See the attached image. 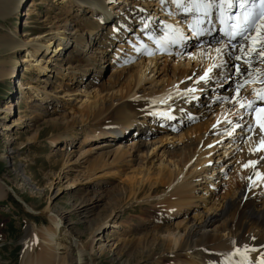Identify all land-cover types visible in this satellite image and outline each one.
<instances>
[{
  "label": "bare ground",
  "instance_id": "6f19581e",
  "mask_svg": "<svg viewBox=\"0 0 264 264\" xmlns=\"http://www.w3.org/2000/svg\"><path fill=\"white\" fill-rule=\"evenodd\" d=\"M120 1L122 0H117L119 3ZM110 2L114 1L63 0L61 3H67L69 8L76 7L75 11L77 13L81 11V15L88 13V11L91 14L87 17L80 16L76 20L64 21L60 27L53 29V34L41 32L36 35V39H26L24 42L18 40L12 32L8 31L0 36V47L7 49L9 52L7 56L10 57L12 53L17 51V48L23 49L28 46L25 50L31 49L28 54L34 60L29 59L30 66L26 67V71L35 70L41 77L44 76L43 72L50 70L48 67L50 65L47 66V64L56 66V63L60 62V71L55 70L56 77L54 80L58 81L64 78V83H61L64 87H69L67 82L77 83L76 85L81 83L80 80V82H77L76 78L79 72H75V69L80 72L96 71L100 73L102 66H104L101 61L105 60L106 53L111 54L108 65L112 64L120 55L121 59L118 60V64L124 66L120 73L124 76L123 81L125 84L122 89H125V93L123 95L121 93L120 98H117L112 92L110 93V90H113L112 82L115 81L116 76L120 75L110 74L108 80L102 82L99 87L100 91H106L105 99L99 100L98 106L93 107V109H83L77 118L74 117L76 119L72 118L68 122V126L72 127L79 122L85 139L88 137L98 139L101 136H107L106 139H108L96 144L95 149L87 150L80 156L81 160L84 159L81 165L84 166L82 168L86 173L85 178L92 177L95 171L104 169L109 165H114L116 168H119L120 165L127 166L129 163L136 161L135 159H138L139 156L137 154L140 153L142 155L140 158L148 159L150 148L154 147L151 149L156 151L155 146H157L160 139H178L182 143H184L183 140H186L187 144L183 148V152L178 155V160L173 165L176 168L173 170L169 165H162L163 169L160 168L159 174L155 173L158 175H155L156 178L150 183L147 178L149 172L144 169L142 180L140 178L138 181L141 182V185L140 187L137 185L136 188V177V181H134L130 175L128 179L132 182V185L129 184L131 185L129 196L132 195L131 197L135 202L144 203V205L155 204V208L168 205L172 212L181 213L184 211L187 217L190 212L192 213L195 210L194 215L190 216L185 228L182 229L184 235L174 237L173 244L169 248L171 251L174 249L173 253L185 252L192 260V264H264V109H256V99L252 93L254 78L264 74V55L261 54L264 52V19L252 35L241 40L237 45L228 46L226 51L224 50L223 54L226 53L224 60H222L220 53L225 45L220 42L217 34H211L206 37L207 41L204 45L200 47L192 45L191 49H187L188 51L185 48L184 57L178 56L180 58L178 62L173 63V66L168 68L166 67L168 61H173L176 53L181 52L178 49H173L175 55L159 56L160 53L156 49L146 51L139 45L132 43V39L137 41L134 34L132 39L124 41V34L130 32V27L133 24L137 25V32L139 31L138 34L142 38L146 30L155 37L165 35L169 24L163 22V18L170 19V14L163 7V2L166 1L138 0L133 6L128 7V5H125L127 11L121 7H112L109 5ZM20 3L21 0H0V17L6 19L15 16ZM119 10H123V12L119 13ZM158 19H160V23H158ZM177 22V20L173 22V26L179 27L185 32L186 17L181 16L182 26L177 25ZM72 24L74 25L72 26ZM171 28L174 29L172 26ZM72 29L74 32H71V35L73 36H70L69 30ZM23 35L26 38L27 35L30 38L32 36L29 33ZM128 36L131 37L132 34L129 33ZM114 39L121 42L115 44ZM122 41L124 44L126 43L125 49L128 53L121 54L122 47H124V44H121ZM55 43L57 45L53 50L54 54L48 57L44 64L38 65L36 63L38 62L37 54L40 51H49ZM71 44H73L71 53L76 55L73 57L79 63L77 67L72 66L70 59L65 60L66 64L63 63V59H60V52L66 50ZM91 52L92 55H90ZM49 53H52V51ZM127 55L130 57L128 58ZM237 57H240V59H237ZM161 59H163L162 63L165 67L164 65L162 67L158 66ZM136 60H140L139 63ZM20 62L25 63L26 60L21 59ZM127 65L130 67L126 68ZM169 69H172L173 74L168 79L165 78L167 75L164 72H168ZM65 70H70L67 72L66 77H64ZM1 71L2 76H8L10 73L6 68L1 69ZM145 72V76L157 72V77L162 75V78L167 80L162 83L163 80L158 87L145 89L143 86L147 80L144 76ZM206 73L207 76H205ZM215 76H219L221 79L225 78V81L222 84H215ZM189 77L192 82H195L185 84L181 88L180 85ZM201 77H205V79H201ZM154 79L150 82L151 85L153 82L158 83ZM42 81L46 80L43 79ZM189 85L193 86L189 87ZM200 86L203 88L199 89ZM29 90H33L32 95L35 98L37 97L36 101L49 103V93L44 86L40 88L37 85L30 87ZM124 98L128 100L125 102ZM217 98L227 102L222 103L221 106L214 105L213 103L217 102ZM228 100L230 101L228 102ZM237 100L239 101L238 107L228 114V107ZM32 101L34 102L35 99H32L31 103ZM11 107L5 108V116L11 113ZM34 108L42 110L39 105ZM214 110L217 111L216 119L222 118L225 119L224 122L230 121L227 126L228 130L235 128L234 137L239 133V137L236 138L235 142L231 137L226 143L231 150L230 152L225 149L224 152L217 154L223 149L220 147L221 144H224L223 139L227 135L211 137V135H216L218 130L224 128L223 124L217 126L220 121L214 124L213 130H209V126H207L205 131H201L200 127L202 126H192L196 119L202 116L207 117ZM32 112H34V115L28 118L29 121L34 120L36 116L38 118L39 114L36 111ZM147 122L155 124L154 131L144 136L147 132L141 131V128L148 125ZM49 123L59 124L58 120L49 121ZM135 123L137 129L135 128L132 131L135 133V138H131L133 143L113 147L112 141L109 140H114V137L115 139L126 137V134L130 133V129L135 126ZM158 123H163L165 126L161 129L158 127ZM4 127L6 128V125ZM149 127L152 128L153 126ZM68 128L63 135H51L49 142L53 145L58 139L62 138L63 140H58L59 143L63 142L70 145L74 133L71 131L73 128ZM225 129L224 131H226ZM158 133H161L162 136L155 138L154 136ZM130 134L129 137L133 133ZM191 137H200V140L206 139L203 140L206 152L202 149L205 153L199 151V145L195 146L191 143ZM211 141L213 144L210 145L209 142ZM216 141L218 147L214 145ZM85 153H88L87 156H84ZM228 154L230 159L224 161ZM63 157L65 158H63L62 167L68 168L73 165L74 168L80 166L79 158L73 161L74 156L71 150ZM109 157L113 158L111 162H108ZM221 162L224 164L218 167L217 165ZM139 163L142 162L138 161L137 164ZM53 166H57V163ZM232 166L235 171L238 170L235 172L239 173L238 177H242L240 178L242 184L238 179H235L237 177L231 180L226 178L229 181L228 185L235 186L236 183L239 185L234 187L231 195L229 194L230 196L227 197L226 195V198L223 197L224 199L221 201L212 202L211 200L215 194L214 188H222L226 184V182H223L225 180L223 178L226 177H224V174L228 173ZM148 183L150 186L156 184L164 187V189L159 195L155 193L156 195L152 196L154 193H150L144 195L140 200H138L139 197H134L137 190ZM202 184H204V187H202ZM7 188V184L0 179V199L8 197ZM10 191L15 194L13 189ZM15 198L22 200L19 196ZM152 205L149 208H152ZM119 207L122 208V206ZM198 209L202 210L199 211ZM26 210L30 213H36L29 205H27ZM188 211L190 212L187 214ZM41 213L48 218V224L43 225L46 226L44 231H38L39 234L34 236L36 241H40V247L35 253L33 240L27 241L31 233H35V228L27 230L28 234L23 242L21 264H84V257L88 258L89 264H93V256L102 254L105 251L106 244L104 243L98 246L97 253L96 251L89 252L86 250L82 243L63 227L64 223L61 219L52 214L49 206L45 207ZM112 213L107 214L105 222ZM219 221L220 223L217 224ZM102 226L96 230L94 229L92 236L95 233H101V229L105 228ZM127 228L130 229V226H127ZM168 230L170 231V229ZM168 236L171 235L168 234ZM111 245L113 246V244Z\"/></svg>",
  "mask_w": 264,
  "mask_h": 264
},
{
  "label": "rangeland",
  "instance_id": "374dc122",
  "mask_svg": "<svg viewBox=\"0 0 264 264\" xmlns=\"http://www.w3.org/2000/svg\"><path fill=\"white\" fill-rule=\"evenodd\" d=\"M61 1L63 0H21L18 12L15 16L7 17L6 19L0 17V36L9 31L12 32L18 40L24 42L26 39H36V35L41 32L53 34V29L60 27L64 21L76 20L77 18L79 19L80 16L87 17L91 14L88 11V13L81 15V11L78 13L75 11L77 9L76 7L69 8L67 3H61ZM113 1L114 2H110L109 5L114 8L116 6L126 10L127 7L125 8V5H128V7L133 6L138 0H122L120 3L117 2V0ZM150 9L149 11L151 12ZM123 10H119V13H122ZM74 16L77 17L75 18ZM158 23H160V21ZM73 25L74 24H72V26ZM136 27L137 25L135 24L130 27V32L128 31L124 34V41L130 40L133 34L135 35L137 32ZM71 32H74L73 29L69 30L70 36H73ZM25 33L31 34V38L28 37V35L26 38V36L23 35ZM129 33L132 34L131 37L128 36ZM137 33H139V31ZM119 42L121 41L114 39L115 44ZM121 44H124V42L122 41ZM56 45L57 43L47 52L40 51L37 54L38 62L36 63H38V65L44 64V61L54 54L53 50ZM125 45L126 43L124 47H122L121 54L128 53L127 49H125ZM71 46L73 47V44L69 45L66 50L60 52V59H63V63L65 64L67 63L66 61L70 59L72 66L77 67L79 63L75 61V57H73L76 55L71 53ZM27 47L28 46L23 49L17 48V51L12 53L10 57L7 56V53H9L8 50L2 46L0 47V179L8 186V197L0 199V264H21L22 251L24 248L23 242L31 228H35V233L32 232L27 238V241L33 240V250L35 253L38 251L40 241H36L34 236L39 234L38 231H44L46 226L44 227L43 225L48 224V218L45 214L41 213L47 206H49L53 215L61 219L64 223L63 227L69 230L89 252L96 251L97 253L98 246L103 243L106 244L105 251L102 254L93 256V264H192V260L185 252L173 253L174 249L171 251L169 248L171 244H173L174 237L176 238L177 236L179 237V235H184L182 229L185 228L190 216L194 215L195 210H193L192 213L188 211L187 214L189 212L190 214L187 217L184 211H182L183 213L172 212V209L169 208L168 205L155 208V204H151L154 208H149L151 205L135 202L131 197L132 195L129 196L132 182L128 179L131 175L134 181L137 180V184L135 185L136 188L137 185L140 187L141 182L138 181L145 170L149 172L147 178L151 183V181L156 178L155 175L157 176L159 174L158 171L163 169L165 164L169 165L172 170L176 168L173 165L177 162L178 155L183 152V148H185L187 144L186 140H183L184 143H182V141H178V139H160L157 146H155L156 151L151 149L154 147L150 148L148 159H146L147 161L144 160V157H142L143 159L140 158L142 156L140 153L137 154L139 155L138 159H135L136 161L129 163L127 166L120 165L119 168H116L114 165H109L104 169H100L101 171H95L92 177L85 178L86 173H84L85 171L82 168L84 166L81 165L84 159L81 160L80 156L87 150L95 149L96 144L108 139H106L107 136H101L98 139L92 137L85 139L82 126L79 125V122L76 123L74 127L68 126V122L72 118L76 119L80 113H82L83 109H93V107L98 106V102L105 99L106 91H100L99 87L102 82L108 80L110 74L122 75L115 77L114 82L117 83L115 84L112 82L111 85L113 90H110V93L112 92L117 98H120V96L125 93V89H122L125 84L123 81L124 76L120 73L124 66H119L118 64V60L121 59V57L120 55L117 56L112 64L108 65L111 54L106 53L104 56L105 60L101 61V64L104 63V66H102L100 73L96 71H81V73L78 69H75V72H79L76 78L77 82L81 81V83L76 85L77 83L67 82L69 87H64L61 85V83H64V78L58 81L54 80L56 71H60V62L56 63V66L47 64V66L50 65L48 67L51 71L46 70V72H43L44 76L42 77L38 75L35 70L26 71V67L30 66L29 59L34 60L30 58L28 54L31 49L28 51L25 50ZM50 51H52V53H49ZM184 51L176 53V57L173 60L174 62L168 61L166 67L169 68L173 66V63L176 64L178 59H180L178 56L183 58ZM186 51L188 50L186 49ZM225 51L222 50L221 53L223 54ZM92 54L91 52L90 55ZM225 54L222 55V58L225 57ZM127 57L129 58L130 56L127 55ZM21 59L26 60V62H20ZM139 61L140 60H136L138 63ZM162 61L163 59L159 60L158 66L162 67L164 65ZM125 67L128 68L130 66L127 65ZM3 68L9 70L10 73L8 76H2L1 69ZM64 68L66 67L64 66ZM169 70L168 72H164L166 73L165 75H167L165 78L168 79L169 76L171 77V74H173L172 69ZM69 71L70 70L64 71V77L68 75L67 72ZM146 72L148 73L149 71ZM157 72H153L155 75L149 73L145 76V79H147L143 84L145 89L154 86L158 87L163 80L162 83H165L167 79H163L162 75L157 77ZM43 79L47 82L42 81ZM153 79L158 81V83L153 82L152 86L150 82ZM223 81H225V78L221 79L219 76H215L214 78L215 84H222ZM194 82H192L189 77V79L179 85L182 88L183 85ZM37 85L40 88L43 86L45 87L46 91L49 93V103L46 104L36 101L37 97L35 98V96L32 95L33 90L29 89ZM190 86L193 85H189V87ZM198 88L201 89L203 87L200 86ZM96 89H98V91H96ZM32 99H35V101L31 103ZM124 99L122 100L123 102ZM127 100L125 99V102ZM216 101L217 102L213 101V104L217 106H221L222 103L227 102L220 98H217ZM229 101L230 100H228V102ZM238 104V100L232 103V105L228 107L227 113L230 114L238 107ZM36 105H39L42 110L35 109L34 107ZM8 106H12L11 113L5 116V108ZM32 111H36L39 114L38 118L37 116L35 117V121L28 120L30 116L34 115ZM216 113L217 111L214 110L211 111L207 117L202 116L196 119L192 126H202L200 127L201 131H205L207 126H209V130H213L214 124L220 121L217 126L219 127L223 124L224 128L218 130L220 133L217 131L216 135H211V137L227 135V137L223 139L224 144H221L220 147L223 149L217 152V154L224 152L225 149L227 152H230L231 150L226 143L231 137H233L232 139L235 142L236 138L239 137V133L234 137V133L236 132L235 128H230L228 130L227 124L230 121L224 122L225 119H216ZM53 120H58L59 124L49 123V121ZM147 123L148 125L141 128V131L147 132L144 136L154 131L155 124ZM5 125L6 128L4 127ZM136 125L135 123V126H132L130 129V133H133L132 136L129 137V135H131L129 133L128 135L126 134V137L120 139H115L114 137V140H109L110 142L112 141L113 147H117L120 144L131 145L133 143L131 138H135V133L132 131L136 128ZM151 125L153 126L152 128L149 127ZM171 125L173 124L171 123ZM217 126L216 128H218ZM68 127L73 128L71 131L74 133L75 138V140L73 138L70 145L63 142L59 143L58 140H63L62 138L58 139L53 145L49 142L51 135H63V133L69 129ZM159 128L162 129L163 126ZM224 129L226 131H224ZM195 135L197 136L198 134L196 133ZM159 136L161 137L162 134L158 133L154 137L160 138ZM200 139V137H191V143L195 146L199 145V151L204 150L206 152V146H203V140L206 139ZM194 140L196 141L194 142ZM209 144H213L212 141L209 142ZM214 145L217 147L219 146L217 145V141L214 142ZM70 150L74 156L73 161L78 158L80 159L78 160L80 161V166H75L74 168L73 165L68 168L62 167L63 158H65L63 156H65L67 152L69 153ZM204 151L203 153H205ZM85 154L84 156H87L88 153ZM109 158L108 162H111L113 158ZM227 159H230L229 154L226 155L224 161ZM138 161L142 162L139 163L142 166L137 164ZM55 163H57V166H53ZM223 164L224 163L221 162L217 166L219 167V165ZM236 171L238 170L236 169ZM236 171L232 166L228 173L224 174V177H226L223 178L225 179L223 182H226V184H224L222 188H214L215 194L211 200L212 202L216 200L219 202L226 198V195L227 197L230 196L234 187L239 185L238 183H236L235 186L228 185V179L231 180L237 177L235 179L240 181V178H242L238 177L239 173H235ZM156 172L158 174H155ZM132 174L134 177H132ZM226 178L228 179L226 180ZM130 183L131 185H129ZM202 187H204V184H202ZM12 189L15 191V194H17L16 196L22 198L23 201L15 198V194L10 191ZM163 189L164 187L162 186H157L156 184L150 186L148 183L143 185L142 188H139L134 197H139L138 200H140L144 195L146 196L150 193H154L152 196H155V193L159 195ZM27 205L33 208L36 213L28 212L26 210ZM118 206H122V208L119 207L120 210H118ZM198 210L201 211L202 209ZM110 213H112L110 218L108 217V220L106 219L105 222L104 220L107 214ZM103 221L105 224L102 226L104 223ZM219 223L220 221L217 224ZM100 226L105 228L101 229V233H95L94 236H92L93 230H96ZM127 226H130V229L127 228ZM168 229H170V231ZM168 234L171 236H168ZM111 244H113V246ZM89 262L88 258L84 257V264H89Z\"/></svg>",
  "mask_w": 264,
  "mask_h": 264
},
{
  "label": "snow or ice",
  "instance_id": "6c2138e0",
  "mask_svg": "<svg viewBox=\"0 0 264 264\" xmlns=\"http://www.w3.org/2000/svg\"><path fill=\"white\" fill-rule=\"evenodd\" d=\"M192 3H196L197 0H191ZM200 2L202 3L203 0H200ZM261 3L264 4V0H261ZM210 6V5H209ZM246 23H250V22H247ZM243 31H246V29H244ZM238 34H242V33H238ZM262 55H264V52L261 53ZM237 59H240V57H237ZM238 71H239V68H238ZM205 76H207V73L205 74ZM201 79H205V77H201ZM249 107H251V105H249Z\"/></svg>",
  "mask_w": 264,
  "mask_h": 264
}]
</instances>
